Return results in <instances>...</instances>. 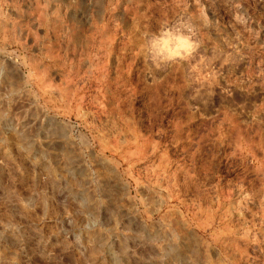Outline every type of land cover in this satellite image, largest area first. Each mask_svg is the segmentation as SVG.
Instances as JSON below:
<instances>
[{"label":"rangeland","instance_id":"1","mask_svg":"<svg viewBox=\"0 0 264 264\" xmlns=\"http://www.w3.org/2000/svg\"><path fill=\"white\" fill-rule=\"evenodd\" d=\"M0 264H264V0H0Z\"/></svg>","mask_w":264,"mask_h":264},{"label":"clouds","instance_id":"2","mask_svg":"<svg viewBox=\"0 0 264 264\" xmlns=\"http://www.w3.org/2000/svg\"><path fill=\"white\" fill-rule=\"evenodd\" d=\"M165 34L172 32V29H165ZM176 35L178 37L176 46L165 49L163 52L156 50L150 52L153 63L159 66L161 63L173 62L175 60L184 59L192 54L196 47V42L193 36V28L186 22L176 26ZM155 48V44L151 46Z\"/></svg>","mask_w":264,"mask_h":264}]
</instances>
